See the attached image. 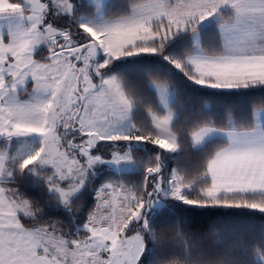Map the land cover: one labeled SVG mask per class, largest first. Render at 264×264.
<instances>
[{"label":"snow or ice","instance_id":"1","mask_svg":"<svg viewBox=\"0 0 264 264\" xmlns=\"http://www.w3.org/2000/svg\"><path fill=\"white\" fill-rule=\"evenodd\" d=\"M158 70L258 106L189 112ZM216 209L264 213V0H0V264H264L185 231Z\"/></svg>","mask_w":264,"mask_h":264},{"label":"trees","instance_id":"2","mask_svg":"<svg viewBox=\"0 0 264 264\" xmlns=\"http://www.w3.org/2000/svg\"><path fill=\"white\" fill-rule=\"evenodd\" d=\"M124 0H108L107 3H123ZM149 2V0H142ZM166 69L170 68L166 62H160ZM125 68H134L128 73V77L134 83H144V70L141 67L133 65H124ZM153 79L158 82L173 85L175 91V101L185 110L194 113L214 114L226 122V109L231 107L234 117L250 115L251 109L257 107L256 104H250L249 101L256 99L255 96H223V93H217L215 90H206L192 82L187 81L181 73L173 70V76L160 74ZM154 147V146H150ZM187 162L194 163L195 157H188ZM171 167H175V161L170 162ZM29 189L34 186L27 185ZM92 205H89V211ZM87 216V212L84 213ZM52 219L57 217L52 216ZM67 226V221H65ZM70 227V226H69ZM213 229L216 234H213ZM192 236L203 250H214L223 252L235 250L241 245H252L264 238V213L251 209H216L209 210L205 215L194 218L192 224L185 229Z\"/></svg>","mask_w":264,"mask_h":264},{"label":"rangeland","instance_id":"3","mask_svg":"<svg viewBox=\"0 0 264 264\" xmlns=\"http://www.w3.org/2000/svg\"><path fill=\"white\" fill-rule=\"evenodd\" d=\"M104 2L107 4L108 0H104Z\"/></svg>","mask_w":264,"mask_h":264}]
</instances>
